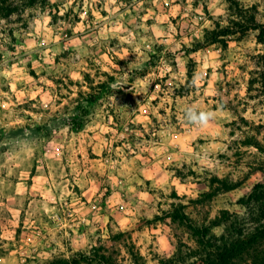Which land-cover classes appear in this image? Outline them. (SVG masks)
<instances>
[{
	"label": "rangeland",
	"instance_id": "1",
	"mask_svg": "<svg viewBox=\"0 0 264 264\" xmlns=\"http://www.w3.org/2000/svg\"><path fill=\"white\" fill-rule=\"evenodd\" d=\"M7 1L0 264L263 261L264 0Z\"/></svg>",
	"mask_w": 264,
	"mask_h": 264
},
{
	"label": "trees",
	"instance_id": "2",
	"mask_svg": "<svg viewBox=\"0 0 264 264\" xmlns=\"http://www.w3.org/2000/svg\"><path fill=\"white\" fill-rule=\"evenodd\" d=\"M25 2L28 7H31L42 1L41 0H25ZM10 5L11 4L8 3L7 0H0V12L3 13V16H7L9 13L13 12V10L10 9ZM256 264H264V260L259 263L257 262Z\"/></svg>",
	"mask_w": 264,
	"mask_h": 264
},
{
	"label": "clouds",
	"instance_id": "3",
	"mask_svg": "<svg viewBox=\"0 0 264 264\" xmlns=\"http://www.w3.org/2000/svg\"><path fill=\"white\" fill-rule=\"evenodd\" d=\"M201 123H206L210 119V114L206 112H201L199 115L193 117Z\"/></svg>",
	"mask_w": 264,
	"mask_h": 264
},
{
	"label": "built area",
	"instance_id": "4",
	"mask_svg": "<svg viewBox=\"0 0 264 264\" xmlns=\"http://www.w3.org/2000/svg\"><path fill=\"white\" fill-rule=\"evenodd\" d=\"M54 220L60 224V223H62V221H63V217L58 216V217H56Z\"/></svg>",
	"mask_w": 264,
	"mask_h": 264
}]
</instances>
